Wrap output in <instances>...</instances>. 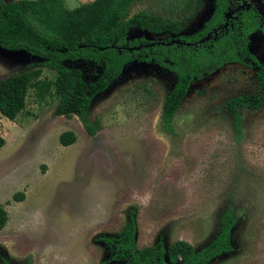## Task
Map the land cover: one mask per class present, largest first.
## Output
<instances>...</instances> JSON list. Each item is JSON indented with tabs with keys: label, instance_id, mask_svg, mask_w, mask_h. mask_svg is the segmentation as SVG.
<instances>
[{
	"label": "rangeland",
	"instance_id": "obj_1",
	"mask_svg": "<svg viewBox=\"0 0 264 264\" xmlns=\"http://www.w3.org/2000/svg\"><path fill=\"white\" fill-rule=\"evenodd\" d=\"M89 1L56 0L72 19L68 38L81 39L78 12ZM213 2L137 3L128 16L145 11L176 22L182 32L147 39L141 33H150L131 28L117 48L133 51L141 45L129 43L140 39L147 47L191 36L210 17ZM262 36L249 49L264 65ZM37 62L27 52L0 48V80ZM64 66L78 69L87 85L104 69L94 61ZM54 77L42 70L41 79ZM176 80L153 60H134L94 97L84 119L57 116V99L38 101L31 89L14 121L0 114V205L8 214L0 231V264H102L107 253L96 238L114 235L126 221L118 212L129 208L138 248L184 241L196 251L211 243L229 213L236 219L232 249L209 264H264V105L240 109L239 135L228 108L236 97L264 96V87L252 69L224 65L189 86L167 123L163 103ZM65 132L76 137L67 147L59 143Z\"/></svg>",
	"mask_w": 264,
	"mask_h": 264
},
{
	"label": "trees",
	"instance_id": "obj_2",
	"mask_svg": "<svg viewBox=\"0 0 264 264\" xmlns=\"http://www.w3.org/2000/svg\"><path fill=\"white\" fill-rule=\"evenodd\" d=\"M145 1L148 0H92L82 4L78 12L82 37L72 39L67 37L72 19L68 10L56 6V0H16L9 3L0 0V48L22 50L41 60L0 80V114L14 121L24 110L31 89L38 101H44L47 97L57 99V116L69 118L75 113L84 119L92 99L104 92L126 65L134 60H153L165 67L167 62H171V70L177 78L162 108L164 120L170 122L194 77L210 73L221 64L235 59L236 40L229 33L194 51L191 47L175 45L151 44L143 47L146 42L140 39L129 43L135 46L140 44L139 50H119L117 46L124 44L131 28L153 34L180 33L177 24L145 11L128 16L135 4ZM180 1L187 4L188 0ZM208 30L204 29V34ZM237 44L240 45V38ZM77 61L103 63L102 75L95 83L87 85L78 69L64 66V63ZM44 68L52 70L55 77L41 79ZM257 76L264 84L263 66H259ZM263 105V95L237 97L228 102L237 135L241 130L240 109L257 110ZM84 126L90 134H95L89 124L84 122ZM75 141L76 137L71 132L59 136V143L63 147ZM4 144L0 135V149ZM22 200L23 195L19 194L18 202ZM7 221L8 214L0 205V231ZM235 221L231 214H223L218 235L199 251L184 241H176L167 248L158 242L155 247L137 250L133 243L134 225H130L123 231L122 249L126 258L129 254L130 264H208L221 254L230 252L229 236ZM2 264L9 263L3 261Z\"/></svg>",
	"mask_w": 264,
	"mask_h": 264
},
{
	"label": "flooded vegetation",
	"instance_id": "obj_3",
	"mask_svg": "<svg viewBox=\"0 0 264 264\" xmlns=\"http://www.w3.org/2000/svg\"><path fill=\"white\" fill-rule=\"evenodd\" d=\"M213 1H214L213 11L210 17L208 18V20L202 25L201 28H199L200 30L198 32L188 37H179L178 42H175L174 40L171 39L166 40V42L162 45H166L170 47H173V45L178 47L186 46V47H191L192 50L194 51H199L200 48H203L205 46V43L213 42L217 39L223 38L226 34L232 33L231 35L233 39L236 40V43L234 45L235 59L221 64L218 68L214 70H217L222 66L228 64H232V66L234 65L245 66L255 71V76L260 86L264 87V84L260 82L257 76L259 72V66L264 67V65L258 59L259 54L253 52L254 50L249 49L251 46L253 47V44L258 46L257 38L261 35H264V0H213ZM188 2L189 0L187 1V3ZM170 22L177 24L176 22L173 21ZM177 26H178L177 29H180V33H181L182 27L179 24H177ZM204 29H209V30L204 34L203 31ZM180 33L178 32V33H168V34L179 35ZM239 38H240V45L237 44V40ZM172 65L173 64L171 62H167L166 68L174 73V71L171 70ZM205 75L206 74H202V76L194 77L190 85ZM245 109H249V108H245ZM91 214L94 215V212H92ZM118 214L126 216V221L119 227V230L116 231L114 235L111 236L101 235L96 238L97 240L96 244L104 247L107 253L106 261L102 264H112V263L130 264L128 258L129 254H127V258H126L125 251L122 249V242H123L122 234L123 231L126 228H128L130 225L132 226L134 225L133 243H134V247L137 250H142L148 247L149 248L155 247L157 245L156 244L154 246H146V247L138 248L135 244L136 219L133 209L129 208L127 211H121V213L118 212ZM113 215L115 216L116 214L113 213ZM116 247H117V252L115 251Z\"/></svg>",
	"mask_w": 264,
	"mask_h": 264
},
{
	"label": "water",
	"instance_id": "obj_4",
	"mask_svg": "<svg viewBox=\"0 0 264 264\" xmlns=\"http://www.w3.org/2000/svg\"><path fill=\"white\" fill-rule=\"evenodd\" d=\"M139 31H140V30H139ZM144 32H147V31H144ZM148 33H149V32H148ZM141 34H144V35L148 36L147 39L154 38V36H152L153 33H150L149 35H147L146 33H141ZM162 34H163V33H162ZM158 36H159V35H158ZM158 36H156V37H158ZM1 49H2V48H1ZM3 50H5V49H3ZM5 51H8V50H5ZM20 51H22V50H20ZM12 52H16V51H12ZM24 52H25V51H24ZM28 54H29V53H28ZM30 55H31V54H30ZM32 56H33V55H32ZM34 57H35V56H34ZM36 58H37V57H36ZM39 60H40V59H39ZM131 63L133 64V62H131ZM131 63H129V64H131ZM125 67H127V65H126ZM125 67L122 69V72H121L120 76L122 75L123 70L125 69ZM120 76H119V77H120ZM119 77H118L117 79H119ZM117 79H116V80H117ZM113 82H114V81H113ZM113 82H112V83H113ZM112 83H111V84H112ZM111 84H110V85H111ZM110 85H109V86H110ZM109 86L106 88V90L109 88ZM106 90H105V91H106ZM102 93H103V92H102ZM100 94H101V93H100ZM98 95H99V94H98ZM93 99H94V98H93ZM93 99H92V100H93Z\"/></svg>",
	"mask_w": 264,
	"mask_h": 264
}]
</instances>
